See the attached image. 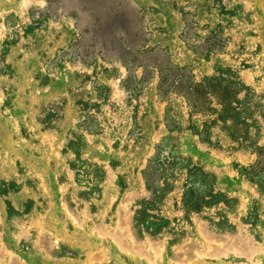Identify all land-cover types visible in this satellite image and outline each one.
Returning a JSON list of instances; mask_svg holds the SVG:
<instances>
[{
    "label": "rangeland",
    "instance_id": "374dc122",
    "mask_svg": "<svg viewBox=\"0 0 264 264\" xmlns=\"http://www.w3.org/2000/svg\"><path fill=\"white\" fill-rule=\"evenodd\" d=\"M0 264H264V0H0Z\"/></svg>",
    "mask_w": 264,
    "mask_h": 264
},
{
    "label": "trees",
    "instance_id": "16d2710c",
    "mask_svg": "<svg viewBox=\"0 0 264 264\" xmlns=\"http://www.w3.org/2000/svg\"><path fill=\"white\" fill-rule=\"evenodd\" d=\"M174 162H175V158L169 155L167 156L165 154L163 158H158V160L155 163H153L151 169H149V173L150 174L152 173L154 175V173H157L158 171L162 170L163 167L167 168L169 165H171Z\"/></svg>",
    "mask_w": 264,
    "mask_h": 264
}]
</instances>
